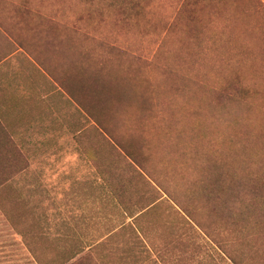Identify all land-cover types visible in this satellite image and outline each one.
<instances>
[{"label": "rangeland", "instance_id": "1", "mask_svg": "<svg viewBox=\"0 0 264 264\" xmlns=\"http://www.w3.org/2000/svg\"><path fill=\"white\" fill-rule=\"evenodd\" d=\"M220 163L264 193V0H0V264H262Z\"/></svg>", "mask_w": 264, "mask_h": 264}, {"label": "trees", "instance_id": "2", "mask_svg": "<svg viewBox=\"0 0 264 264\" xmlns=\"http://www.w3.org/2000/svg\"><path fill=\"white\" fill-rule=\"evenodd\" d=\"M219 166L220 171L215 178V181L218 183V190L214 193L212 188L208 187L207 195L216 199L218 213L223 217H229L232 224L234 223L237 226L238 233H241L239 239L243 248L246 245L247 247L249 246V236H251L253 241H264V193L253 184L249 187L244 186V184L242 185V181L236 177L237 174L233 169L234 166L231 165L232 167H229L227 165L230 169L227 172L224 171L227 167L225 163H220ZM242 189L246 193H249V196H244ZM122 225L120 224L121 228L123 227ZM243 233L246 234L243 235ZM83 239L88 241L89 238L83 237L80 239L79 242L82 244V247L87 243ZM128 242L125 246L128 245ZM92 243H88V246ZM242 256L243 253L240 250L231 258L235 264H243ZM262 264H264V260Z\"/></svg>", "mask_w": 264, "mask_h": 264}]
</instances>
